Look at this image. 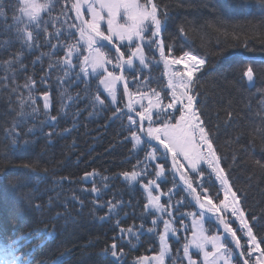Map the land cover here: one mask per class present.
Instances as JSON below:
<instances>
[{
  "label": "trees",
  "instance_id": "trees-1",
  "mask_svg": "<svg viewBox=\"0 0 264 264\" xmlns=\"http://www.w3.org/2000/svg\"><path fill=\"white\" fill-rule=\"evenodd\" d=\"M5 2L9 18L0 20V44L8 42L0 48V247L6 249L12 240H18L20 254L27 264H117L115 258L105 255V249H110L112 243L117 244L118 251L125 253L121 258L122 264H134L141 257L153 256L158 250V235L148 233L146 229L153 226L152 219H157V232L162 234L163 219L168 217L167 213L146 209L148 201L143 185L155 178L156 165L161 163L159 149L158 162L148 161L146 174L142 173L134 183L125 180L123 172L144 168L146 145L133 150L134 142L130 137L136 126H130L126 118L129 113L124 108L119 86L115 105L103 92V86H99V94L105 100L101 106L93 100L98 81L89 79L85 95V85L75 79L78 69H74L71 77L62 83L58 77L63 73L58 67L45 77L49 57L44 56L32 64L41 52L49 51L44 43L45 33H41L39 48L26 51L16 38L15 28L7 27L13 23L11 5L15 0ZM57 2L54 17L60 19L53 23L47 13L43 20L47 21L48 32L63 27L62 38H66L67 25L79 22L72 9L73 0ZM157 2L166 5L169 11L168 22L161 33L166 55L174 59L190 52L206 58V65L197 74L194 84V92L199 94L196 105L206 130L210 132L213 149L220 157V167L225 169L229 183L237 191L245 217L259 240L264 236V168L256 163L264 164V104L261 103L264 99L261 100L259 92L256 93L264 88V20L258 15L259 0ZM247 5L254 6L251 13L242 11V7ZM180 27H183V33ZM225 31L229 34L225 35ZM72 32L75 35L68 42L79 38L75 29ZM52 42L56 43V40ZM81 49V55H86L83 45ZM121 50H124L123 46ZM19 51H24L23 63L27 69L20 71L18 66H14L13 80L12 73L5 71L3 62ZM64 51L58 48L57 54L62 56ZM143 51L149 66L144 68L138 62L134 63V70L139 73L138 80L133 82L127 70L131 92H136L137 85L141 91L151 87L160 92L166 103L170 99L163 90L164 69L157 56L158 50L155 46L151 49L144 46ZM246 65L254 70L255 84L252 88L247 86L242 76ZM108 67L112 70L111 65ZM6 75L8 79L3 80ZM28 77L35 81L31 92L38 111L33 113L31 106L26 104L25 115L20 117L19 100L29 94L24 87ZM42 78H45L43 83ZM140 81H146V84L141 85ZM45 93L50 94L51 100L47 110L43 108ZM68 97L72 100L69 101ZM62 104L67 105L63 112ZM117 107L122 109L119 113L121 118H113ZM49 116L57 119L49 123ZM13 123L18 124L16 131L20 134L16 146L12 145L8 132ZM145 123L147 126L148 122ZM29 128L33 131L29 132ZM24 140L29 143L25 145ZM164 167L167 179L164 182L156 180L159 189L162 188L161 203L169 200L171 189L170 210H179L178 215L185 214L183 221L175 217L173 220V216L170 218L172 223L175 222L173 226L178 234L176 242L170 241L175 250L182 247L183 240L186 242L191 233L188 230V212L175 201L183 198V203L188 205L192 198L173 178L167 161ZM201 169L200 175L190 177L193 186L200 193L198 185L203 184L207 191L202 195L219 203L223 199L222 186L208 167L202 166ZM89 173L95 175L89 176ZM93 186L98 193L90 191ZM49 198L52 199L51 207L47 206ZM109 201L119 204L111 214L107 206ZM36 204L41 206V211L33 206ZM100 204L105 206L100 207ZM57 212L61 215L57 216ZM225 215L229 216V221L232 220L230 213ZM104 216H107L106 220L99 219ZM128 227L143 233L139 241L127 233H120V228ZM218 231L219 226L216 228ZM47 233H52V236ZM261 248H264V243Z\"/></svg>",
  "mask_w": 264,
  "mask_h": 264
},
{
  "label": "snow or ice",
  "instance_id": "snow-or-ice-1",
  "mask_svg": "<svg viewBox=\"0 0 264 264\" xmlns=\"http://www.w3.org/2000/svg\"><path fill=\"white\" fill-rule=\"evenodd\" d=\"M56 0H15L11 5L12 24L7 27H14L16 31V38L22 42L24 49L32 52L34 48L41 46L40 36L45 33L44 43L47 44L49 51L47 53L41 52L36 60L32 61L35 65L37 61H41L44 56L49 57L48 71L45 73L47 77L48 72L54 67L60 68L63 75L58 77L62 83L64 79L71 77L73 70L78 69L75 79L85 85V95L89 89V79L98 81L96 94L93 96L94 102L103 106L105 100L101 98L99 86H103V92L111 98V103H117V86L123 83V93L129 97V102L124 105L128 113H135L139 120L133 119L131 115H127V120L130 126H136L131 130V140L134 142L133 150L140 145H146L144 155V168L140 170H132L131 172H123L122 175L125 180L136 182L142 173H145L148 161H155L157 159L158 149L152 146V141L157 142L162 146L163 152L160 153L162 162L156 165L158 171L155 172V178L149 179L143 185L147 192L146 209L154 210V213H167L169 217L172 216V190L169 189V200L166 203H161V195H154L153 188L159 189L156 180L163 177L165 174L164 162L167 160V155L171 154L172 169L180 174V179L184 182V190L192 196L195 203L199 206V212H190L187 215L194 217L192 238L183 244V256H177L171 261V264H177V260L182 261L186 258L187 264H197L191 249H195L197 253L202 254V264H238V260L234 262L233 249L229 248V244L235 245L236 249H240L239 257L244 258L243 264H264V248L261 244L264 243V236L258 240L257 235L253 232V227L245 217V211L240 205V198L237 191L233 190L225 175V169L220 167V157L217 156L213 149V142L210 139V132L206 130L205 122L201 118L200 109L196 105L198 93L191 90L193 70L189 69L188 63H184L185 71L176 70L168 73L167 87L171 89V100L166 102L160 98V92L156 89L141 91L137 85L135 93L129 91V81L124 75L125 66L128 67L133 82L138 80L139 73L134 70V62L138 60V64L147 68L146 57L143 51L144 46L151 49L153 46L159 51V55L165 61V67L169 64H180L181 62H191L194 66H203L205 63L204 57L192 55L190 52H185L183 55L172 60L168 59L165 54L164 42L161 38L162 29L166 26L169 19V11L166 5H162L157 0H75L72 4V9L75 11V19L79 23L67 25V37L62 38L63 27H56L55 32H48L47 21L43 20L41 13L48 12L51 16L50 9L55 6ZM260 10L258 15L264 20V0H259ZM254 6L247 5L242 7V11L251 13ZM85 9L88 16H85ZM9 18L8 7H6L5 0H0V20L7 21ZM60 17H52L53 23L58 21ZM103 25V27H102ZM31 26V29H30ZM79 34L78 40L75 42H68L75 33ZM184 32L183 27L179 29ZM35 32V35H34ZM225 35L229 33L225 31ZM53 39L56 43H53ZM106 42V43H105ZM8 42L5 41L0 44L3 48ZM83 50L86 55H81ZM115 52L111 53V49ZM121 46L124 50H121ZM248 47L247 44L244 45ZM66 50L64 54L58 55L57 49ZM105 49H108L105 51ZM218 55L222 53H217ZM24 51L13 53L10 58L3 62L6 65L5 71L12 73V79H15V67L18 66L20 71L27 69V65L23 63ZM53 57H56L53 59ZM74 58L75 61L74 62ZM108 65L112 66L109 70ZM119 70V72L116 71ZM242 76L246 77L250 85L254 82V70L251 66L246 65L242 71ZM186 77V78H185ZM3 80H7L8 76H4ZM45 78L41 79L44 82ZM140 84H146V81H140ZM6 86V85H5ZM35 86V81L28 77L24 87L29 90L27 97L21 96L19 100L20 112L19 116L25 115L24 107L26 104L31 106L33 113L38 111L36 107V100L32 95L31 90ZM16 89L13 88V91ZM66 91V89H65ZM261 95H264V88L258 89ZM63 95V93H62ZM133 97H137L133 99ZM153 97L155 99H153ZM147 100V104L142 103ZM71 101L72 98L68 97ZM264 104V101L261 102ZM137 105L139 108H137ZM51 106L50 94L43 95V108L49 109ZM67 107L62 104L61 111ZM121 108L117 107L113 112V118L119 117ZM47 115V113H45ZM56 116H49V123L54 122ZM147 121V127L144 122ZM18 124L13 123L12 127L8 129L13 146L18 145L20 134L16 131ZM29 132L33 129L29 128ZM65 131H70L65 129ZM137 131L143 133L145 139L137 134ZM49 136L52 133H48ZM25 145L29 143L24 140ZM207 149L206 152H201V148ZM147 149H150L147 150ZM183 156L184 159L189 160L191 169L197 173L198 165L204 161L208 168L215 173L216 179L219 181L223 189V199L219 203H214L212 197L202 195L207 189L203 184L198 185L201 192L198 193L196 187L187 178L183 172L180 171L182 165L178 164V158ZM261 168L264 164L256 161ZM203 169H200V173ZM200 173H197L198 175ZM89 176L95 173H89ZM107 180V177H104ZM93 193H98V189L93 186L90 189ZM219 195L218 193L216 194ZM75 199V197H73ZM178 203H183V198ZM37 211H41L40 205H33ZM47 206H52V199L49 198ZM104 207V204H100ZM108 212L113 213L118 207V203L108 202ZM230 213L235 221L239 222V230L244 237H247L245 244L241 243V238L237 236V230L231 225V222L225 215ZM57 216L61 213L57 212ZM181 215H185L181 213ZM198 216V219L196 217ZM216 222L222 226L224 235L208 234V229L204 227V220ZM162 218V217H158ZM101 220H106L107 216L100 217ZM255 220L256 217L253 216ZM67 222V221H66ZM152 227L146 229L148 233H156L159 239V253L151 258L144 256L134 264H147L149 260L154 261L155 264H165L166 257L171 254V248L168 240L169 233L176 236L177 229L173 226L170 219H163V232H157V219H152ZM117 224L119 221L117 220ZM187 227V226H185ZM144 226L141 225V229ZM120 233H127L130 237L139 241L142 232L134 231L133 227L120 228ZM52 236V233H47ZM130 242V241H129ZM135 247V244H132ZM259 252V256L253 254ZM105 255H110L115 258L117 264H122V257L125 253L123 250H117V244L112 243L110 249H105ZM6 257V258H4ZM0 264H27L20 254V243L18 240H12L8 248L4 249L3 256H0Z\"/></svg>",
  "mask_w": 264,
  "mask_h": 264
},
{
  "label": "rangeland",
  "instance_id": "rangeland-1",
  "mask_svg": "<svg viewBox=\"0 0 264 264\" xmlns=\"http://www.w3.org/2000/svg\"><path fill=\"white\" fill-rule=\"evenodd\" d=\"M136 62H138V61H136ZM184 63H188V67H189V69H191V70H193V74L194 73H196V71L201 67V66H194L191 62H187V61H185V62H181L180 64H173V69L172 70H170L169 71V69H170V65H168V67H167V70H165L164 69V77H166V79H165V82H162V85H163V90L165 91V94L167 95V93L169 94V97H170V100H171V95H170V93H171V89H169L168 87H167V83H168V73H170V72H174V71H176V70H180L179 68H181V71H187L188 69H185L184 68ZM127 66H125V68H126ZM176 67H179V68H177V69H175ZM175 69V70H174ZM186 78V77H185ZM151 88V87H150ZM150 88H146L145 90H150ZM137 91V90H136ZM160 98H161V96H160ZM142 103H144V104H147V100H145V101H142ZM137 108H139V106L137 105ZM206 149V148H205ZM204 148H201L200 149V151L203 153V152H205L204 150H205ZM206 151H207V149H206ZM158 158V157H157ZM161 159V158H160ZM204 161H201L200 162V164L198 165V167H200V165H202V163H203ZM152 164V163H151ZM178 164L179 165H182V168L180 169L181 170V172H185L186 170H188L187 171V174H190L191 172L192 173H194L193 171H192V169H191V164H190V161L189 160H186V159H184V157L183 156H180L179 158H178ZM211 170V169H210ZM190 171V172H189ZM167 178L165 177V176H163V177H160L159 178V180H161V182H164L165 180H166ZM183 193V192H182ZM153 194L154 195H161L160 194V192L159 191H157L155 188H153ZM161 198H162V195H161ZM180 200V199H179ZM178 200V201H179ZM152 263V262H151ZM150 264V263H149Z\"/></svg>",
  "mask_w": 264,
  "mask_h": 264
},
{
  "label": "water",
  "instance_id": "water-1",
  "mask_svg": "<svg viewBox=\"0 0 264 264\" xmlns=\"http://www.w3.org/2000/svg\"><path fill=\"white\" fill-rule=\"evenodd\" d=\"M108 47L111 48V45H108ZM112 50H113V52H115L114 49H112ZM121 86H122V89H123V83L122 82H121ZM125 101H126V104L129 102V97L127 95H125ZM130 114L133 115L137 120H139V117H137L135 115V113H130ZM140 135H141L142 139H145V137L143 136V133H140ZM152 146H159V147L162 148V146L158 145L157 142H154V141H152ZM168 155H169V158L171 159L170 153ZM180 182L184 185V182L181 179H180Z\"/></svg>",
  "mask_w": 264,
  "mask_h": 264
},
{
  "label": "bare ground",
  "instance_id": "bare-ground-1",
  "mask_svg": "<svg viewBox=\"0 0 264 264\" xmlns=\"http://www.w3.org/2000/svg\"><path fill=\"white\" fill-rule=\"evenodd\" d=\"M43 1V0H42ZM125 75V74H124ZM125 77H126V75H125ZM259 91L257 90V92L256 93H258ZM261 97H262V99L261 100H263L264 99V95H261V93L259 92L258 93Z\"/></svg>",
  "mask_w": 264,
  "mask_h": 264
}]
</instances>
